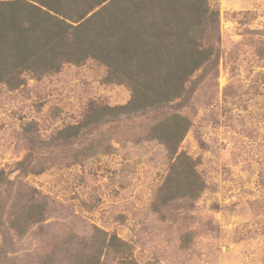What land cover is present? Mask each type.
I'll list each match as a JSON object with an SVG mask.
<instances>
[{"label":"rangeland","instance_id":"rangeland-1","mask_svg":"<svg viewBox=\"0 0 264 264\" xmlns=\"http://www.w3.org/2000/svg\"><path fill=\"white\" fill-rule=\"evenodd\" d=\"M208 1L219 14L220 56L213 70L199 68L190 78L198 83L187 112L191 126L177 148L195 159L206 183L193 206L179 200L162 214L151 210L174 157L146 138L145 121L121 123L105 137L111 154L68 167L52 164L24 178L60 206L16 237L12 264H35L53 239L94 227L128 241L139 264H264V0ZM106 71L87 59L40 77L26 75L17 88L1 84L0 169L13 170L30 142L34 159L45 165L65 153L42 139L79 121L88 102L125 104L130 91L105 82ZM40 227L44 232L34 235ZM101 262L123 264V258L107 253Z\"/></svg>","mask_w":264,"mask_h":264},{"label":"trees","instance_id":"trees-1","mask_svg":"<svg viewBox=\"0 0 264 264\" xmlns=\"http://www.w3.org/2000/svg\"><path fill=\"white\" fill-rule=\"evenodd\" d=\"M219 32L218 10L208 0H0V85L17 88L26 75L40 77L66 63L93 59L106 67L105 82L130 91L123 105L88 102L79 121L42 139L65 152L50 164L34 159L30 142L32 152L13 170L0 169V259L12 264L10 247L16 237L55 216L60 206L24 178L42 174L52 164L68 167L111 154L110 137H105L128 121H145L146 138L163 144L174 157L150 202L151 210L162 214L179 200L193 206L206 183L196 171L195 159L177 153V148L191 126L187 112L193 108L198 83L190 78L199 68L208 73L217 65ZM84 140L88 143L83 145ZM43 232L40 227L33 234ZM105 234L94 227L89 234L53 239L33 262L102 264V256L113 253L123 264H139L128 241L113 232Z\"/></svg>","mask_w":264,"mask_h":264}]
</instances>
